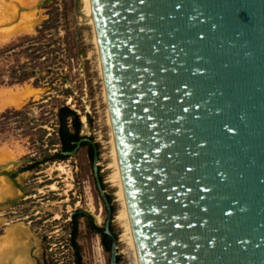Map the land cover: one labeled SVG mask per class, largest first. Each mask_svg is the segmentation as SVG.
<instances>
[{
	"label": "water",
	"instance_id": "obj_1",
	"mask_svg": "<svg viewBox=\"0 0 264 264\" xmlns=\"http://www.w3.org/2000/svg\"><path fill=\"white\" fill-rule=\"evenodd\" d=\"M84 1L140 264H264V0Z\"/></svg>",
	"mask_w": 264,
	"mask_h": 264
},
{
	"label": "rangeland",
	"instance_id": "obj_2",
	"mask_svg": "<svg viewBox=\"0 0 264 264\" xmlns=\"http://www.w3.org/2000/svg\"><path fill=\"white\" fill-rule=\"evenodd\" d=\"M13 9V18L0 21V28L23 24L29 14L31 25L0 39V99L5 91L26 86L35 95L19 105L0 102V114L16 110L9 117L0 115V146L12 150L15 160L0 161V179L8 186L0 193V236L14 224L28 232L27 238L18 239L23 263L12 264H109V245L102 242L106 208L93 175V147L84 141L74 153H63L58 127L64 105L78 115L79 134L92 140L97 150L118 264H137L113 176L92 27L78 18L74 0H0L1 14ZM67 121L72 127L71 118ZM74 213H78L79 262L70 240Z\"/></svg>",
	"mask_w": 264,
	"mask_h": 264
},
{
	"label": "bare ground",
	"instance_id": "obj_3",
	"mask_svg": "<svg viewBox=\"0 0 264 264\" xmlns=\"http://www.w3.org/2000/svg\"><path fill=\"white\" fill-rule=\"evenodd\" d=\"M80 8L82 10V15H81V12H77L78 18L80 20L87 21L88 23H90L92 27L93 41L95 43L96 51H97L98 67H99V71L103 79V97H104V101L106 104V110H107L106 115H107L108 123L110 127L111 165L114 169L113 176L115 179V183L119 189L121 200L123 201V204H124V211L122 212L123 219L130 231L134 254H135V257L137 258V264H140L138 253H137L136 241H135L134 232L132 228V222L130 218V213H129V209H127L128 208L127 198L125 195L124 180H123L121 165L119 161L120 159H119L118 151H117V143H116L112 113H110L111 109H110L108 91H107L105 77H104V70L102 66L101 51H100V45H99L98 34H97V29H96V21L94 18V14L92 13V11L87 6L84 0H80ZM13 16H14V9L10 11H4L0 15V21L1 22L6 21V20L10 21L13 18ZM25 18H26V20L24 19L25 24L24 23L21 24L22 22L21 21L20 23H17V22L16 24L14 23L12 26L0 28V39L7 37L12 31L13 32L19 31L21 29H25L28 26H30L31 25L30 14L27 15ZM31 95H35V90L27 86L22 87V88H16V90L14 91L7 90L2 94L0 102L1 104L19 105ZM0 161H3L4 163H7V164L15 162V160L12 158V150H10L7 147L0 146ZM59 167L63 169L62 165H59ZM7 190H8V186L5 185L4 181L0 179V193L2 192L4 193ZM27 234L28 232L25 230L24 227H22L20 224H14L6 230L5 234L0 236V264H12L16 260H19L20 262L17 261L19 263H23L22 243H20L18 239L23 238V237L27 238Z\"/></svg>",
	"mask_w": 264,
	"mask_h": 264
},
{
	"label": "trees",
	"instance_id": "obj_4",
	"mask_svg": "<svg viewBox=\"0 0 264 264\" xmlns=\"http://www.w3.org/2000/svg\"><path fill=\"white\" fill-rule=\"evenodd\" d=\"M1 78V77H0ZM14 77H12L13 79ZM21 77H16L14 79H19ZM1 82V79H0ZM16 112V110L13 109H7L4 112H2L0 115L3 117H9L10 115L14 114ZM71 118L72 120V127L69 125L67 119ZM79 119H78V115L75 114V112L73 110H71L67 105H64L62 107H60L59 110V127H58V135H59V143L61 146V150L62 151H69L71 149H73V147L75 146V142L80 139L82 136L79 134ZM93 153V149L91 154ZM80 215V214H79ZM77 217H78V213H74L72 215V230H71V243L76 251V255H77V262H79V254H78V249H79V245L77 244L75 237L77 234ZM111 229V228H110ZM102 242L103 244L110 248V243H111V238L105 234L104 232H102ZM118 262V261H117Z\"/></svg>",
	"mask_w": 264,
	"mask_h": 264
}]
</instances>
